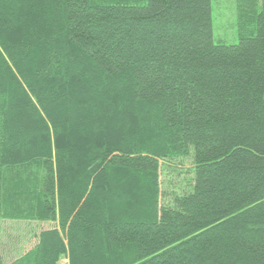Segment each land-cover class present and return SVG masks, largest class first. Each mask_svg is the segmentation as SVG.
Returning <instances> with one entry per match:
<instances>
[{"label":"trees","instance_id":"obj_1","mask_svg":"<svg viewBox=\"0 0 264 264\" xmlns=\"http://www.w3.org/2000/svg\"><path fill=\"white\" fill-rule=\"evenodd\" d=\"M236 7L229 45L211 0H0V264L5 220L57 225L13 264H264V0Z\"/></svg>","mask_w":264,"mask_h":264},{"label":"rangeland","instance_id":"obj_2","mask_svg":"<svg viewBox=\"0 0 264 264\" xmlns=\"http://www.w3.org/2000/svg\"><path fill=\"white\" fill-rule=\"evenodd\" d=\"M213 35L215 42L238 44L240 41L237 28L236 0H211ZM185 168H189L191 159L183 161ZM169 181H165L162 189L167 188ZM171 186V185H170ZM56 224L38 221L5 220L2 230V251L5 264H13L38 244L43 231L53 230ZM60 264H70L69 258L63 257Z\"/></svg>","mask_w":264,"mask_h":264}]
</instances>
